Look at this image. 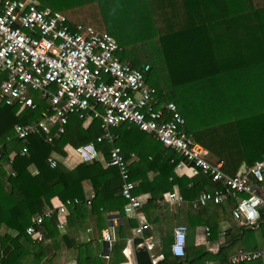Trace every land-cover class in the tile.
Instances as JSON below:
<instances>
[{"label": "trees", "instance_id": "1", "mask_svg": "<svg viewBox=\"0 0 264 264\" xmlns=\"http://www.w3.org/2000/svg\"><path fill=\"white\" fill-rule=\"evenodd\" d=\"M37 1L64 15L71 26L92 27L113 36L123 62L134 67L149 65L148 82L164 102L176 104L187 133L209 152L211 162L223 164L224 173L234 177L243 167L264 159V0ZM3 78L0 73V82ZM32 97L38 110L0 106L1 264H40L48 256L50 245L57 251L71 248L76 244L70 236L72 228L93 216L105 219L108 214H120L125 227H120L119 238H127L122 230L127 227L130 232L136 224L124 213L127 201L121 194L123 181L118 168L107 167L100 160L78 163L73 168L66 164L67 146L79 149L94 144L96 151L109 159L113 146L97 141L102 135L100 123L94 121L85 129L84 120L73 115L65 134L53 143L46 142L43 134L31 135L24 143L14 136L15 126L39 121L42 110L49 108L41 94ZM115 132L120 137L116 145L121 147L136 184L135 194H152L145 208L150 222L154 221L149 212L157 209V202L176 185L189 202L174 216L178 224L198 225L195 219L211 212V206L227 221L233 217V197L199 209L191 205L193 199L221 188V184L204 175L192 179L177 176L175 168L183 158L138 128L122 126ZM25 146L28 153L21 155ZM11 162L14 176L6 169ZM86 184L95 193L91 207L86 206ZM55 198L63 203L81 201L69 206L66 227L71 232L61 235L55 212L37 227L43 235V241L37 242L27 234V224L20 218L26 212L31 217L42 215L53 208ZM161 222L166 235L173 220L166 216ZM101 228L99 225V232ZM116 245L122 248L125 243ZM193 250L192 258L180 264H205L213 258L204 247ZM223 253L221 250L218 257ZM136 261L153 264L146 249L136 250ZM164 262L179 264L171 253ZM94 264L103 263L95 259Z\"/></svg>", "mask_w": 264, "mask_h": 264}, {"label": "built area", "instance_id": "2", "mask_svg": "<svg viewBox=\"0 0 264 264\" xmlns=\"http://www.w3.org/2000/svg\"><path fill=\"white\" fill-rule=\"evenodd\" d=\"M120 50L117 40L110 34L100 33L92 27L71 26L64 15L42 7L37 0H0V73L4 77L0 83V106L38 110L32 97L38 93L49 107L42 110L39 121L16 125L14 136L27 143L31 135L43 134L46 142L53 143L56 137L65 134L71 116L76 115L86 123L98 121L102 129L98 143L113 146L109 159L104 162L107 167L119 170L123 181L121 194L127 201L124 213L136 224L133 229L141 241L134 243L127 238L121 241L116 228L122 225V218L118 213L110 214L111 226L101 232V240L107 245V253L102 258L109 260L118 242L135 250L152 251L155 248V244L144 237L149 225L144 221L136 222L140 220L146 200L135 194L136 185L127 161L121 147L116 145L119 135L115 130L122 126L138 128L181 156L183 161L176 168L187 169L189 177L204 175L222 185L193 199L194 209L211 203L219 205L229 197L240 196L233 211L234 219L246 229H257L262 223L264 198L257 195L252 180L264 184V159L252 167H243L234 177L224 173L223 164L211 162L209 152L187 133L186 121L176 104L164 102L157 89L148 82L151 67L146 64L134 67L123 62L119 57ZM75 152L85 162L99 161L103 157L94 144ZM27 153L25 146L21 155ZM49 163L53 167L56 165L52 158ZM6 169L10 175H15L12 162ZM94 199L92 193L86 206L91 207ZM160 202L187 203L178 191L165 194ZM80 203L79 200H68L38 217H31L26 225L27 234L42 242L43 235L37 227L55 212L59 215V229L64 230L69 206ZM250 213L254 215L250 216ZM187 239L188 228L179 226L175 230L172 253L180 261L187 257ZM177 247L179 253L175 251ZM263 259L264 250L242 251L232 256L230 263L247 264Z\"/></svg>", "mask_w": 264, "mask_h": 264}, {"label": "crops", "instance_id": "3", "mask_svg": "<svg viewBox=\"0 0 264 264\" xmlns=\"http://www.w3.org/2000/svg\"><path fill=\"white\" fill-rule=\"evenodd\" d=\"M92 124V121H89L87 123L84 121V128L89 129ZM146 136L153 138L149 134H147ZM66 150L69 153V159L66 161V164L69 168H73L78 163L85 162L81 155H78L75 152V150H77L76 148L67 146ZM103 158L104 156H101L100 161L105 164L104 161H106V159ZM132 158H136V155L133 154ZM175 173L179 177H187L189 179L194 178L188 176L189 171L187 169L179 170L175 168ZM150 175L152 176V178L154 177L153 172ZM254 182L255 180H253V183ZM253 185L255 186L257 195L264 198V184H259L256 182ZM174 191H178L180 192V194H182L178 185L174 186L173 192ZM85 192L87 198L92 193H94L91 185L86 184ZM138 195L142 196L146 200V203L144 204L140 212L141 216L139 218L140 220H138L139 222H136L140 223V221H144L149 225V227L144 231V237L146 239H150L155 244V248L152 251L147 250L151 255L153 264H171L164 262V260L165 256L169 253L173 255L172 245L175 241V230L179 226L188 227L187 257L184 261H186L187 259H191L195 254L193 247H204L213 256V258L208 260L205 264H231L230 258L242 251L264 250V223H261L260 226L254 230V232L247 233L249 229L243 227L234 219V217H231L230 221H227L225 217L223 218L220 213H215V209H213L214 207L211 206V212H208L207 215H203L201 217L198 216L195 219L196 222L199 221L198 225L189 226L185 223L178 224L176 219L174 220V216L178 214L181 205L169 204L166 202L159 203V201L157 202V209L150 212L148 211L150 214V218L154 221L150 222L145 213V208L152 198V194L141 193ZM239 197L240 196L233 197V199L235 200L233 203L234 208L237 206ZM59 203H61V201L58 198L52 200L53 207L55 205H58ZM187 204H189V202H187ZM166 216L172 218L173 222L170 226L171 230L169 229V232L164 235L162 231L163 225L161 220H165ZM30 217L31 214L29 212H26L23 216H21L20 219L24 223V225H26L29 224ZM111 217L112 216L109 214L105 216V219L102 217L97 218L96 216H93L87 222L81 224L78 228H72V233L70 236H72L73 240L76 241V244L69 249H61L60 251L54 250L50 245L48 256L40 264H94L95 259H100L103 264H136V250L133 247L129 248L125 246L119 248V246L115 245L112 249L111 258L109 260H105L102 258L103 255L107 253V245L101 240V232L111 226ZM127 218H129L130 222L132 221L129 216H127ZM207 220L211 222L210 225L207 224ZM121 223L122 226H118L116 228V234L118 237L120 235V229L123 226L125 227L123 221H121ZM99 225L102 227L101 232H99ZM66 226L64 230H60L61 235H66L67 232H69L70 234L71 231L67 230L68 227ZM126 229L122 230V232L126 234L127 239L131 240L134 243L137 241H141V238L136 236L133 228L130 230V232H128V229ZM89 230L91 231L89 232ZM221 250H223L224 253L219 258L218 254L219 252H221ZM54 257L57 258L54 259ZM184 261L179 260V264L184 263ZM262 262L264 264V259L262 260Z\"/></svg>", "mask_w": 264, "mask_h": 264}, {"label": "clouds", "instance_id": "4", "mask_svg": "<svg viewBox=\"0 0 264 264\" xmlns=\"http://www.w3.org/2000/svg\"><path fill=\"white\" fill-rule=\"evenodd\" d=\"M251 215H254V214H251V213H250V216H251ZM182 239H183V238L181 237V240H182ZM175 251H176L177 253H179V252H180V248L177 247V248L175 249Z\"/></svg>", "mask_w": 264, "mask_h": 264}, {"label": "rangeland", "instance_id": "5", "mask_svg": "<svg viewBox=\"0 0 264 264\" xmlns=\"http://www.w3.org/2000/svg\"><path fill=\"white\" fill-rule=\"evenodd\" d=\"M82 157V156H81ZM208 231V230H207Z\"/></svg>", "mask_w": 264, "mask_h": 264}]
</instances>
